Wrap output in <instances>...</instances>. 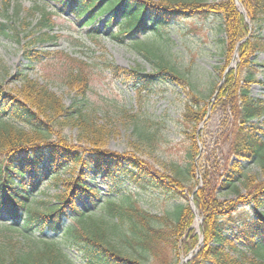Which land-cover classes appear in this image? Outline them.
Returning <instances> with one entry per match:
<instances>
[{
	"label": "trees",
	"instance_id": "1",
	"mask_svg": "<svg viewBox=\"0 0 264 264\" xmlns=\"http://www.w3.org/2000/svg\"><path fill=\"white\" fill-rule=\"evenodd\" d=\"M57 1L72 5L77 2L76 15L82 18L87 14L84 21L88 24L103 17V26L110 31L115 29L112 33L121 41L149 31L161 37L181 19L223 17L222 31L226 35L223 54L231 62L238 51L240 63L238 68L227 72L224 68V84L214 106L231 116L228 123L223 121V126L225 134L231 137L228 151L236 156L231 166L226 165L218 185L220 190L234 191L237 198L221 200L219 190L205 172L202 175L205 183L194 191L201 153L196 132L191 133L186 163L173 166L170 174L160 172L140 157L107 150L103 140L105 128L97 126L90 117L92 114L85 110L90 76L84 69L75 67L66 76L65 82L76 94L70 107H65L48 87L28 77L22 78V94L12 95L0 77V213L4 211L9 216L7 225L0 226V264H74L57 242L26 234L28 243L22 245L13 235V229L20 223L28 233H59L65 228L66 248L75 251L83 264H180L181 253L191 256L186 264H264V181L257 182L255 175H245L239 161L262 162L264 171V130L254 121L264 116V101L255 99L250 89L261 82L257 78L259 64L254 58L264 52V0H240L246 14L235 0ZM7 29L10 28L0 22V32L8 35ZM161 38L153 43L136 44L147 57L157 58L156 71L109 65L108 68L116 76L138 85L140 90L161 81L187 83L193 96L187 100L184 118L197 127L207 116V106L201 104L190 78L173 59V40ZM28 53L34 55L29 56L33 61L39 59L38 54ZM64 112L65 125L77 123L81 133L91 140L93 146L89 151L71 144L62 135L52 138L49 117ZM11 120L27 125L30 130ZM138 127L136 124L135 129L144 135L142 127ZM78 168L77 176L62 177L63 170ZM49 174L55 185L65 186L64 192L57 196V203L39 204L32 199L48 181ZM88 177L100 180L118 196L107 201L111 220L93 217L91 207L98 201L92 200L86 210H78L75 205V197L86 195L93 199L97 195ZM126 183L159 190L166 198L181 202L172 212L154 213L132 198ZM241 185L245 194L241 193ZM187 191L193 193L197 211L203 217L200 229L204 242L193 257L200 236L192 227L196 214ZM240 208L248 215L238 222L239 211L244 212ZM24 209L28 214L23 218ZM71 212L80 216L79 224L66 227L65 220ZM241 241L244 249L239 246Z\"/></svg>",
	"mask_w": 264,
	"mask_h": 264
},
{
	"label": "rangeland",
	"instance_id": "2",
	"mask_svg": "<svg viewBox=\"0 0 264 264\" xmlns=\"http://www.w3.org/2000/svg\"><path fill=\"white\" fill-rule=\"evenodd\" d=\"M76 4L77 2L72 5L67 1L57 0H0V22L10 28L7 29L8 35L0 32V77L8 92L12 95L22 94V78L28 77L48 87L65 107H70L76 94L75 89L70 88L65 82L66 76L75 67L84 69L90 76L85 110L88 109L87 111L92 114L90 117L97 126L105 128L106 135L103 140L105 139L107 150L140 157L160 172L170 174L173 166L186 163L192 144L191 133L196 132V141L201 153L198 157L200 168L193 181L197 184L194 191L205 183V179L202 178L205 172L213 187L216 186L219 190L217 195L221 200L236 199L234 191L220 190L218 185L223 176L221 174H225L226 165L231 166L236 161V156L228 151L231 137L225 134L226 128L223 126V121L228 123L231 116L222 114V110H217L214 106L218 100L219 90L224 84V68L227 72L238 68L240 63L238 51H235L231 62H227L223 54L225 44L223 40L226 39L224 30L222 31L223 17L211 15L206 18L181 19L169 26L162 38L149 31L142 32L135 39L121 41L112 33L115 29L110 31L109 27L103 26L105 21L103 17L97 18L93 24L84 21L87 14L79 18L74 9ZM237 5L241 12L246 14L244 7ZM262 34L264 35V29ZM167 37L173 40V59L190 78L194 90L202 99L201 104L207 106V116L197 127L186 122L184 118L187 100L193 96V90L187 83L161 81L140 90L138 85L116 76L108 68L109 65L128 69L138 68L146 72L156 71L157 58L147 57L136 44L153 43ZM28 51L38 54L36 57L39 59L36 61L30 59L34 55L30 56ZM254 61L259 64L257 78L261 82L251 86V95L264 101V52L258 53ZM65 114L56 113L49 117L52 138L62 135L71 144L89 151L93 146L91 140L81 133L77 123L65 125ZM254 121L264 130V116ZM13 122L20 128L30 130L21 122ZM136 124L142 127L144 135H140L135 129ZM239 161L245 175H255L257 182L264 181L262 162ZM79 169L63 170L62 177L77 176ZM50 177L51 174L32 200H37L39 204L44 201L59 202L57 196L64 192L65 186L55 185ZM88 183L98 191L97 195L93 199L86 195L75 197L74 203L78 210H86V207H91L92 200H95L98 202L91 207L93 217L111 220L107 201L111 196L114 198L118 196L100 180L93 181L88 177ZM125 186L139 205L154 213L172 212L174 206L181 202L166 198L156 189H142L128 183ZM241 188V193L245 194L246 190L243 186ZM187 194L196 214L192 227L200 236L199 244L193 250L195 251L192 253L193 257L200 249L199 245H203L204 242V235L200 229L203 217L197 211L193 193L187 191ZM239 213L237 220L241 222L248 213L245 210ZM27 214L24 209L23 218ZM79 219L77 213L71 212L65 220V226L77 225ZM7 222L9 216L3 211L0 213V226H6ZM22 227L20 223L13 229L15 239L22 245L28 243L26 234L42 241L48 239L64 247L74 264H83L75 251L66 248L65 228L59 233L50 231L28 233ZM38 243L41 245L40 240ZM239 246L244 249V242L241 241ZM188 255L180 254V264H186L190 260L191 256Z\"/></svg>",
	"mask_w": 264,
	"mask_h": 264
},
{
	"label": "water",
	"instance_id": "3",
	"mask_svg": "<svg viewBox=\"0 0 264 264\" xmlns=\"http://www.w3.org/2000/svg\"><path fill=\"white\" fill-rule=\"evenodd\" d=\"M236 2H237V4H239L241 7H243L239 0H236ZM190 199H192V198H190Z\"/></svg>",
	"mask_w": 264,
	"mask_h": 264
}]
</instances>
